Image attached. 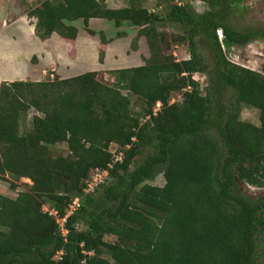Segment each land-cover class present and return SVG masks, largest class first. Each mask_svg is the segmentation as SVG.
<instances>
[{"label": "trees", "instance_id": "1", "mask_svg": "<svg viewBox=\"0 0 264 264\" xmlns=\"http://www.w3.org/2000/svg\"><path fill=\"white\" fill-rule=\"evenodd\" d=\"M124 1L111 9L105 0H44L28 14L42 41L57 34L74 42L79 20L89 34L91 19L137 28L151 56L112 71V85L95 72L0 85V180L31 181L16 199L0 195V264H264V194L245 192L264 189V73L232 63L217 34L240 48L264 42V27H231L246 0H201L202 13L189 0H161L163 14ZM167 23L182 27L175 41L189 46V59L163 48L158 25ZM195 74L207 77L205 89ZM175 92L182 101L171 104ZM244 107L259 111V126L241 119ZM32 109L31 131L21 135ZM60 144L65 157L52 155ZM111 145L122 162L86 194L91 172L113 162ZM160 175L163 187L150 184ZM74 199L80 207L63 237L42 208L63 218Z\"/></svg>", "mask_w": 264, "mask_h": 264}, {"label": "rangeland", "instance_id": "2", "mask_svg": "<svg viewBox=\"0 0 264 264\" xmlns=\"http://www.w3.org/2000/svg\"><path fill=\"white\" fill-rule=\"evenodd\" d=\"M44 0H35V4H40ZM143 6L151 11L163 14L165 2L161 0H143ZM107 7L127 6L124 0H105ZM195 12L202 13L204 7L193 8ZM230 25L237 31H246L249 28L264 27V0H246L240 9H234L230 19ZM72 25L79 30L78 40L74 42H64L59 45L63 58H53L54 61L44 69L45 73L41 76L42 81H53L59 79H69L85 73L95 72L97 79L105 84L112 85L113 78L111 72L117 69H124L133 66H143L150 59L151 53L144 37L138 36V29L123 25L116 27L113 22L104 21L89 24L94 34H89L84 29L82 20L74 22ZM158 30L167 41L162 44L168 54H173L176 60L183 61L189 59L190 48L187 44L179 45L175 38L183 34V29L177 24H160ZM218 34V33H217ZM102 35V36H101ZM224 39V37H223ZM137 40L136 44L134 43ZM48 47V46H47ZM49 48V47H48ZM54 46L52 52L54 53ZM227 53V58L234 64L260 72L264 68V42L254 41L245 47H233ZM59 52V51H58ZM55 55V54H53ZM100 57L102 60L100 61ZM263 71V70H262ZM40 70L37 71V74ZM194 79L199 82L202 89L207 86V77L203 74H195ZM183 92L172 94L171 104L182 101ZM132 108L136 113L140 112L141 104L139 99L131 96ZM160 104L156 105L155 110L159 111ZM37 113L32 109L23 115L19 132L25 135L31 131L33 117ZM241 119L255 125H260L259 111L251 107H244L241 112ZM118 147L111 145L110 151L116 152ZM53 156H67L68 150L65 144H60L52 148ZM136 160H139L137 158ZM6 181L0 180V195L16 199L17 196L27 191L31 186L29 179L17 180L13 177H6ZM12 184L16 186L12 189ZM150 184L163 187L165 180L160 175ZM245 192L251 197L264 194V189L255 187H245ZM77 228L83 229L82 224ZM105 240L110 243L116 242L113 236H106Z\"/></svg>", "mask_w": 264, "mask_h": 264}, {"label": "crops", "instance_id": "3", "mask_svg": "<svg viewBox=\"0 0 264 264\" xmlns=\"http://www.w3.org/2000/svg\"><path fill=\"white\" fill-rule=\"evenodd\" d=\"M34 1L0 0V85L17 81L40 82L43 80L41 76L46 71L45 67L50 66L53 58L58 59L59 54L63 58L62 52L57 49L65 40L57 34L45 41L38 38L35 28L37 20L28 15L39 5H34ZM94 21L107 20L91 19L90 24ZM38 70L40 73L37 74Z\"/></svg>", "mask_w": 264, "mask_h": 264}, {"label": "built area", "instance_id": "4", "mask_svg": "<svg viewBox=\"0 0 264 264\" xmlns=\"http://www.w3.org/2000/svg\"><path fill=\"white\" fill-rule=\"evenodd\" d=\"M189 2H190V5L192 6V8L202 6V7H204V10L206 9L205 5L203 4V2L201 0H189ZM174 3L178 6H185L186 5V3L184 1H180V0H176ZM217 33H218V37H219L220 41H222V39L224 37L223 31L219 30ZM260 73L263 74L264 72L261 70ZM155 112H157V111L155 110ZM122 160H123V154L122 153L116 154L114 152V160L108 166V169H94L91 172L89 178L85 181L84 192L86 194L95 192L97 189H99V187L101 185L105 184L106 180L110 176L109 169H112L113 165L115 163L122 162ZM79 207H80V200L74 199L69 206V210H68L67 215L63 218L59 216L57 211L50 209L48 206H43L42 210L44 213H47L49 216L53 217L56 220V223H57L58 228H59V232L61 233V235L63 237H66L68 234V229L66 228L67 218L70 215H72ZM62 254H63L62 252L58 253V259H60V256Z\"/></svg>", "mask_w": 264, "mask_h": 264}, {"label": "water", "instance_id": "5", "mask_svg": "<svg viewBox=\"0 0 264 264\" xmlns=\"http://www.w3.org/2000/svg\"><path fill=\"white\" fill-rule=\"evenodd\" d=\"M222 47L230 53L232 51V42L228 38H224L221 41Z\"/></svg>", "mask_w": 264, "mask_h": 264}]
</instances>
